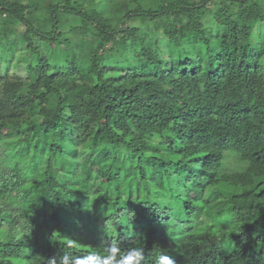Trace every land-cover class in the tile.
<instances>
[{"label":"trees","instance_id":"obj_1","mask_svg":"<svg viewBox=\"0 0 264 264\" xmlns=\"http://www.w3.org/2000/svg\"><path fill=\"white\" fill-rule=\"evenodd\" d=\"M69 238L264 264V0H0V264Z\"/></svg>","mask_w":264,"mask_h":264},{"label":"clouds","instance_id":"obj_2","mask_svg":"<svg viewBox=\"0 0 264 264\" xmlns=\"http://www.w3.org/2000/svg\"><path fill=\"white\" fill-rule=\"evenodd\" d=\"M63 255L52 256L47 264H144L145 249L139 246L121 248L119 242H112L103 247L102 251L94 249L87 255H76L69 249H78L76 240L69 238L62 245ZM151 264H177V261L166 251L157 252L151 259Z\"/></svg>","mask_w":264,"mask_h":264},{"label":"rangeland","instance_id":"obj_3","mask_svg":"<svg viewBox=\"0 0 264 264\" xmlns=\"http://www.w3.org/2000/svg\"><path fill=\"white\" fill-rule=\"evenodd\" d=\"M45 46H46V47H49L50 45H46V44H45ZM17 59H18V58H17ZM18 60H19V59H18ZM16 61H17V60H15V62H16ZM15 62H14V63H15ZM17 70H18V67H17V66H14V65L11 66V72H12V73H13V72H17ZM18 71H19V70H18ZM19 72H20V71H19ZM20 74L24 75L23 70H21Z\"/></svg>","mask_w":264,"mask_h":264}]
</instances>
